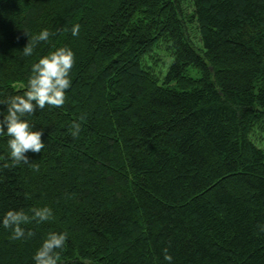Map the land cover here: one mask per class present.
Wrapping results in <instances>:
<instances>
[{"label":"trees","instance_id":"1","mask_svg":"<svg viewBox=\"0 0 264 264\" xmlns=\"http://www.w3.org/2000/svg\"><path fill=\"white\" fill-rule=\"evenodd\" d=\"M60 46L65 103L27 117L44 148L14 165L0 136V217H53L0 226V264L49 232L57 264H264V0H0V100Z\"/></svg>","mask_w":264,"mask_h":264},{"label":"clouds","instance_id":"2","mask_svg":"<svg viewBox=\"0 0 264 264\" xmlns=\"http://www.w3.org/2000/svg\"><path fill=\"white\" fill-rule=\"evenodd\" d=\"M26 33V32H25ZM71 34L79 35V25L72 26ZM27 37L28 34L26 33ZM51 33L44 29L35 35L31 40H27L22 48L24 56H31L36 43L48 41ZM74 65V52L68 46L55 47L46 55L31 65V74L23 95H12L0 100V105H4L6 112L0 111V136L7 138V151L9 159L14 165L27 164L29 158L26 155L29 151L40 153L45 146L42 139L44 131L37 130L27 117L37 109H44L45 105L52 107H62L65 103V92L70 88L72 80L71 69ZM80 132V124L73 122L71 135L76 137ZM39 170L38 166H34ZM29 216L23 210L9 209L0 217V226L10 229L13 240L26 238L23 225L32 220L39 223L49 221L53 217L51 207H34ZM259 231L264 232V225H258ZM32 233L29 231L27 236ZM68 236L65 232H49L43 238L42 243L35 251L32 260L33 264H57L59 251L62 250ZM164 259L171 264L172 257L165 250Z\"/></svg>","mask_w":264,"mask_h":264},{"label":"rangeland","instance_id":"3","mask_svg":"<svg viewBox=\"0 0 264 264\" xmlns=\"http://www.w3.org/2000/svg\"><path fill=\"white\" fill-rule=\"evenodd\" d=\"M195 39V38H194Z\"/></svg>","mask_w":264,"mask_h":264}]
</instances>
